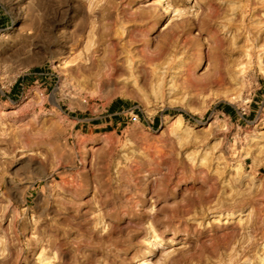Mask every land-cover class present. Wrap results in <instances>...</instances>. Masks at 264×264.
<instances>
[{
	"label": "rangeland",
	"instance_id": "374dc122",
	"mask_svg": "<svg viewBox=\"0 0 264 264\" xmlns=\"http://www.w3.org/2000/svg\"><path fill=\"white\" fill-rule=\"evenodd\" d=\"M256 1L0 0V264H264Z\"/></svg>",
	"mask_w": 264,
	"mask_h": 264
},
{
	"label": "bare ground",
	"instance_id": "6f19581e",
	"mask_svg": "<svg viewBox=\"0 0 264 264\" xmlns=\"http://www.w3.org/2000/svg\"><path fill=\"white\" fill-rule=\"evenodd\" d=\"M253 1H255V0H253ZM257 2H259V0L256 1V3H257ZM256 3H255V4H256ZM252 4H253V2H252ZM255 7H256V6H255ZM257 7H258V6H257ZM253 10H254V9H253ZM122 40H123V39H122ZM129 40H130V39H129ZM115 44H116V43H115ZM124 45H125V44H124ZM116 46H117V45H116ZM114 47H115V46H114ZM116 51H117V50H116ZM116 51H115V52H116ZM148 51H149V50H148ZM148 51H147V52H148ZM128 53H129V52H128ZM153 55H154V54H153ZM153 55H151V56H153ZM131 56H132V55H131ZM148 57H149V56H148ZM150 58H151V57H150ZM153 58H154V57H153ZM148 59H149V58H148ZM149 61H150V60H149ZM151 253H152V250L150 249L149 254H151ZM1 260H2V259H1ZM2 261H3V260H2ZM4 261H5V260H4Z\"/></svg>",
	"mask_w": 264,
	"mask_h": 264
},
{
	"label": "trees",
	"instance_id": "16d2710c",
	"mask_svg": "<svg viewBox=\"0 0 264 264\" xmlns=\"http://www.w3.org/2000/svg\"><path fill=\"white\" fill-rule=\"evenodd\" d=\"M117 101H119V100H117ZM228 107H230V106H228ZM186 117H190V114L189 113H187V112H184V111H181Z\"/></svg>",
	"mask_w": 264,
	"mask_h": 264
}]
</instances>
